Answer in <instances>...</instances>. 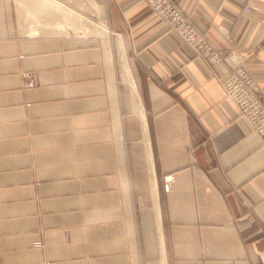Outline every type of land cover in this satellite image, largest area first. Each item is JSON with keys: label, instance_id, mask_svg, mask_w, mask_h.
Instances as JSON below:
<instances>
[{"label": "crops", "instance_id": "obj_1", "mask_svg": "<svg viewBox=\"0 0 264 264\" xmlns=\"http://www.w3.org/2000/svg\"><path fill=\"white\" fill-rule=\"evenodd\" d=\"M173 1L227 62L143 0H0V264H264V139L222 87L264 98V0Z\"/></svg>", "mask_w": 264, "mask_h": 264}, {"label": "built area", "instance_id": "obj_2", "mask_svg": "<svg viewBox=\"0 0 264 264\" xmlns=\"http://www.w3.org/2000/svg\"><path fill=\"white\" fill-rule=\"evenodd\" d=\"M152 11L190 46L197 56L209 63L227 62L226 55L207 39L205 33L196 28L190 15L173 0H143ZM246 9H249L248 7ZM225 96L237 107V115L243 118L250 129L264 139V98L251 73L242 65H235L222 80ZM36 244H40L39 241Z\"/></svg>", "mask_w": 264, "mask_h": 264}, {"label": "bare ground", "instance_id": "obj_3", "mask_svg": "<svg viewBox=\"0 0 264 264\" xmlns=\"http://www.w3.org/2000/svg\"><path fill=\"white\" fill-rule=\"evenodd\" d=\"M39 1L41 3H51L52 0H39ZM58 7H61V6L58 5ZM63 10H64V15L66 17H67V15H71L72 17L75 16L73 10H69L68 8H65ZM76 16H78L79 18L85 20V22L87 23L88 19H86V17H84L82 14H77V12H76ZM88 22H90V21H88ZM88 30H89V25H88ZM96 30L98 32L104 30L106 35L109 33V29L107 28V26L105 24H102V23H100V24L96 23ZM119 40H120V43L122 44V41H121L122 38L121 37L119 38ZM122 54L123 55H122V63L121 64H122V68H123V74H122L123 82L129 86L130 96H131L130 97L131 108H132L133 112L139 117V119H140V121L142 123L143 132L145 133V131H146V122H145V118H144V109H143L142 101L140 99V96H139V93H138V90H137V87H136V83H135L134 78L132 76L131 69H130V66L128 64L126 54L124 53V51L122 52Z\"/></svg>", "mask_w": 264, "mask_h": 264}, {"label": "rangeland", "instance_id": "obj_4", "mask_svg": "<svg viewBox=\"0 0 264 264\" xmlns=\"http://www.w3.org/2000/svg\"><path fill=\"white\" fill-rule=\"evenodd\" d=\"M120 51V52H119ZM122 49L120 48L119 46V42L114 39V72H115V80H118L120 82H122V85H125V86H121V91H125V96H123V93H122V97L125 99V105L127 106V110L128 108L131 110V114H133V111H132V108H131V104H129V101H128V97L130 96L129 94V86L127 84H125L123 82V78H122V74H123V68H122ZM121 85V84H120Z\"/></svg>", "mask_w": 264, "mask_h": 264}]
</instances>
